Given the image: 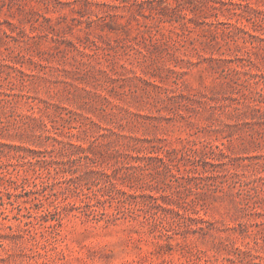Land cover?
I'll list each match as a JSON object with an SVG mask.
<instances>
[{
	"label": "rangeland",
	"instance_id": "374dc122",
	"mask_svg": "<svg viewBox=\"0 0 264 264\" xmlns=\"http://www.w3.org/2000/svg\"><path fill=\"white\" fill-rule=\"evenodd\" d=\"M0 264H264V0H0Z\"/></svg>",
	"mask_w": 264,
	"mask_h": 264
}]
</instances>
